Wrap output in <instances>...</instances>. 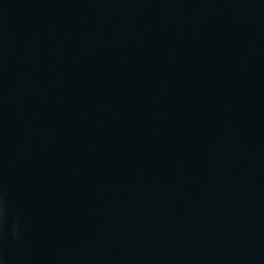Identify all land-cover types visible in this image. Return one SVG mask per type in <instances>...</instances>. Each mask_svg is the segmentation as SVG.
I'll use <instances>...</instances> for the list:
<instances>
[{"label":"water","instance_id":"95a60500","mask_svg":"<svg viewBox=\"0 0 264 264\" xmlns=\"http://www.w3.org/2000/svg\"><path fill=\"white\" fill-rule=\"evenodd\" d=\"M0 264H264V0H0Z\"/></svg>","mask_w":264,"mask_h":264}]
</instances>
